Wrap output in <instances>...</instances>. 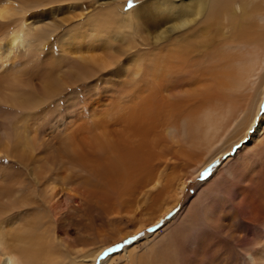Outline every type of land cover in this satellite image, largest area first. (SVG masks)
I'll use <instances>...</instances> for the list:
<instances>
[{
	"label": "bare ground",
	"instance_id": "6f19581e",
	"mask_svg": "<svg viewBox=\"0 0 264 264\" xmlns=\"http://www.w3.org/2000/svg\"><path fill=\"white\" fill-rule=\"evenodd\" d=\"M23 1L29 8L23 5L13 21L19 30L0 46V264H93L104 247L163 220L188 183L227 150L231 130L253 124V144L264 143L262 119L255 122L264 94V6L257 8L264 0H162L165 17L155 19L144 49L132 52L133 64L118 69L120 61L106 56L63 45L52 52V31L45 43L29 44L32 12L63 0ZM123 3L103 4L91 25L152 20L148 4L122 15ZM29 73L38 77L36 97L23 90ZM79 85L95 90L82 95ZM255 87L247 110L216 125L212 104L221 102L223 88ZM22 169L27 178L15 175ZM137 219L136 231L116 229L112 238L102 229ZM79 240L95 245L75 255L70 249ZM128 253V264L138 260L132 248ZM250 256L264 264V249Z\"/></svg>",
	"mask_w": 264,
	"mask_h": 264
},
{
	"label": "rangeland",
	"instance_id": "374dc122",
	"mask_svg": "<svg viewBox=\"0 0 264 264\" xmlns=\"http://www.w3.org/2000/svg\"><path fill=\"white\" fill-rule=\"evenodd\" d=\"M108 1L124 2L122 9L119 7L118 10L122 15L142 4H148L152 20H147L148 23L145 25L141 20L135 19V23L129 27L130 24L125 19L121 21L120 18H117L109 28L98 30L97 27L91 25L93 13L105 8L103 4ZM185 2L188 6H192L194 1ZM160 4H162V0H63L40 6L37 10L28 12V14L32 12L30 26L33 28V31H28V43L35 46L43 44L49 37L48 31H52L49 39L52 52L58 53V46L63 45L62 47L70 53L83 52L81 53L83 55L97 54L103 59L106 56L104 60L113 62L119 60L120 62L113 67L118 65L116 69L125 68L133 64L135 50L144 49L146 36L154 30L155 19L159 21L165 17L161 16L164 15L163 12L159 14L163 10ZM23 5L26 7L25 10H28L29 3L27 1L0 0V10L5 11L6 17L0 19V23H2L0 25L1 48H5L8 45V40L19 30V26L13 21L19 17L17 13L20 12ZM262 6L264 5L257 6V8ZM159 15L161 18L158 17ZM148 30L150 31L148 32ZM89 43L91 44L90 49H88ZM115 52L117 56L113 55ZM111 53L113 56L109 55ZM20 61V59L16 60V63L18 64ZM230 73L231 77H237V74L234 75L232 71ZM29 74L23 79V90L30 97H36L37 92L39 93L41 89L32 86V83L34 84L37 81L34 79H38V77L34 78L35 75ZM91 86L95 90L93 85H90L89 89H92ZM78 89L82 95L94 91L93 89L90 91L88 86L82 85H79ZM33 90L35 95L31 94L34 93ZM223 90L224 88L219 93L221 102L212 104L219 113L215 117L216 125L221 127L223 124L227 126L230 123L231 113L236 115L234 111L238 108L244 106L247 110L251 98V102H253L255 92L259 91V88L255 87L252 89L253 91L247 92L237 89ZM66 92L64 91L63 97L65 100L70 96V92ZM62 114H65L63 109ZM220 114H225L224 116L227 118L220 117ZM255 120L256 123L261 120L259 129L263 131L264 94ZM256 127L252 124L245 131L243 126L242 134L239 133V130L236 133L231 130L229 139L230 142H234L227 143L224 147L227 150L224 149L226 151L223 154L216 156L199 172L193 182L188 183L181 201L163 220L137 231L138 233L111 246L104 247L96 255L93 264H107L110 259H112L110 264H128L127 256L131 253L126 255V251L131 248L139 260L133 264H254L251 262L250 255L254 253V256L257 257L264 249V143L262 140L253 144ZM221 133L223 130L220 129L219 134ZM235 136L236 139H234ZM230 162L233 164L230 165ZM235 169H238V174L234 171ZM14 172H16V176L27 178L25 170ZM25 186L31 188L29 180H26ZM236 205L239 207L237 208ZM245 206L248 208L246 207V209ZM237 215L239 216L237 217ZM139 221L138 219L123 221L117 225V228H113L112 224L111 226H105V223L102 222L98 224H104L103 226L101 224L103 231L112 238L118 235L116 229L124 233L136 231ZM103 227L106 229L108 227V231ZM94 245L90 243L86 246L83 241L79 240L72 244L70 251L77 255L82 252L83 248H91Z\"/></svg>",
	"mask_w": 264,
	"mask_h": 264
}]
</instances>
